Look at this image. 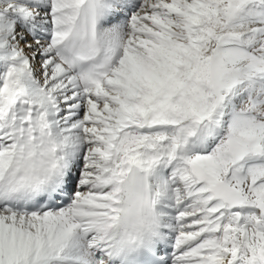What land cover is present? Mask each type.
Instances as JSON below:
<instances>
[{"label": "snow or ice", "instance_id": "1", "mask_svg": "<svg viewBox=\"0 0 264 264\" xmlns=\"http://www.w3.org/2000/svg\"><path fill=\"white\" fill-rule=\"evenodd\" d=\"M0 264H264V0H0Z\"/></svg>", "mask_w": 264, "mask_h": 264}]
</instances>
